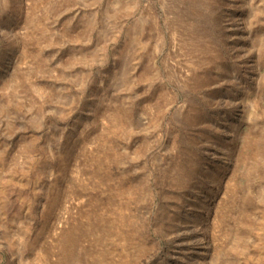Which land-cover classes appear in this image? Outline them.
I'll use <instances>...</instances> for the list:
<instances>
[{
    "label": "rangeland",
    "instance_id": "1",
    "mask_svg": "<svg viewBox=\"0 0 264 264\" xmlns=\"http://www.w3.org/2000/svg\"><path fill=\"white\" fill-rule=\"evenodd\" d=\"M0 264H264V0H0Z\"/></svg>",
    "mask_w": 264,
    "mask_h": 264
}]
</instances>
